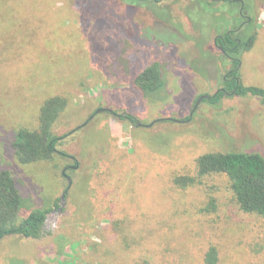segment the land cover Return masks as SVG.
<instances>
[{
    "label": "rangeland",
    "instance_id": "obj_1",
    "mask_svg": "<svg viewBox=\"0 0 264 264\" xmlns=\"http://www.w3.org/2000/svg\"><path fill=\"white\" fill-rule=\"evenodd\" d=\"M242 1L256 40L239 78L264 89V0ZM239 11L211 0H0V171L23 216L49 210L41 239L0 240V264H207L211 248L215 264H264V218L240 210L226 175L199 177L196 165L206 153L264 157V102L227 93L176 122L222 87L231 63L214 39L239 34ZM153 63L164 88L145 98L133 80ZM56 96L67 104L55 156L19 164L16 131L38 129ZM182 176L194 183L175 184Z\"/></svg>",
    "mask_w": 264,
    "mask_h": 264
},
{
    "label": "trees",
    "instance_id": "obj_2",
    "mask_svg": "<svg viewBox=\"0 0 264 264\" xmlns=\"http://www.w3.org/2000/svg\"><path fill=\"white\" fill-rule=\"evenodd\" d=\"M146 1V0H136ZM156 3L166 0H152ZM235 4L233 0H211ZM248 28L239 34L227 31L220 35L217 43L223 51L234 58L232 72L225 84L226 90L234 95L255 96L264 102V89L256 86H244L240 82L239 58L249 51L256 40V34L250 33L253 19ZM164 79L157 63L147 66L133 80V86L145 98L151 97L164 88ZM225 95L218 92L208 100L217 104ZM67 104L62 97H51L44 101L39 114V127L36 130L20 128L16 131L11 147L16 160L21 165L52 160L57 152L58 138L52 127ZM190 116L187 118L190 120ZM198 176L224 174L230 181V188L241 211L256 214L264 218V157L256 152L229 151L225 153H206L196 160ZM194 183L189 176L177 177L175 184L185 187ZM23 198L10 171H0V240L8 236H21L25 239L39 240L43 237L48 209H35L24 215ZM206 263L215 264L216 250L209 249Z\"/></svg>",
    "mask_w": 264,
    "mask_h": 264
},
{
    "label": "flooded vegetation",
    "instance_id": "obj_3",
    "mask_svg": "<svg viewBox=\"0 0 264 264\" xmlns=\"http://www.w3.org/2000/svg\"><path fill=\"white\" fill-rule=\"evenodd\" d=\"M234 3H239L240 4V11H239V15H240V18L242 19L240 25H239V28H238V31L240 32L241 29H246L248 28V31H249V25H248V22H250L251 18L246 16V12H245V3L244 1L242 0H233ZM230 32H233V31H230ZM218 38H220V36L216 37V39H214V45L218 48V50H220L222 56L227 59L230 63H231V66H232V62L234 61V58L229 56L226 52L223 51L222 47L217 43V40ZM232 72V68L227 72L226 76L224 77L223 79V82H227L228 81V77L230 76ZM216 92H223L225 94L229 93L226 88H225V84L222 83V87H220L219 89H217ZM214 96V95H212ZM202 97V96H201ZM211 97V96H210ZM209 99V98H208ZM208 99H203V100H208ZM198 101V100H197ZM196 101V102H197ZM112 114H115L112 112ZM123 119H126L128 120L130 123H135L136 125H140L141 124L137 121H135L134 118H132L131 116H128V115H124L122 116ZM185 121H189V119L185 120ZM73 160H75V158H72ZM76 161V160H75ZM69 168H72V169H77L78 168V164L76 163V165L74 166H67L65 167V170L69 169ZM67 179H69L68 176L65 175V173L63 174Z\"/></svg>",
    "mask_w": 264,
    "mask_h": 264
},
{
    "label": "water",
    "instance_id": "obj_4",
    "mask_svg": "<svg viewBox=\"0 0 264 264\" xmlns=\"http://www.w3.org/2000/svg\"><path fill=\"white\" fill-rule=\"evenodd\" d=\"M217 93H218V92H217ZM208 98H210L209 95H204V96H202V97L199 98V100L197 101V104H195V106H194V108H193V110H192V112H191L190 117L192 116L193 112L195 111V109H196L197 105L200 103V101H202L203 99H208ZM102 111H106V110H102ZM176 122L185 123V122H187V121H177V120H176ZM63 174H64V172H63ZM68 182H69V186H70V178L68 179Z\"/></svg>",
    "mask_w": 264,
    "mask_h": 264
}]
</instances>
